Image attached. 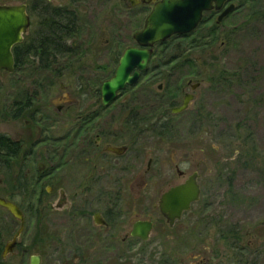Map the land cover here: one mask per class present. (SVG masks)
<instances>
[{
	"label": "rangeland",
	"instance_id": "1",
	"mask_svg": "<svg viewBox=\"0 0 264 264\" xmlns=\"http://www.w3.org/2000/svg\"><path fill=\"white\" fill-rule=\"evenodd\" d=\"M6 3L29 6L28 0ZM52 3L79 12L77 32L68 39L76 46L77 53L72 58L60 54L56 62L50 65L48 62L43 68L33 55L30 60L35 63L14 72L0 70L2 128L19 127L18 123L7 121L14 119L7 111L8 106L19 96L38 95L43 97L39 99L43 101L40 106L56 105L61 103L62 94H80L81 78L93 80L92 88L100 86L112 71L95 72L96 66H114L117 62V55L112 60L106 49L117 52L135 44L133 34L143 27L146 17L125 11L120 0H52ZM203 22L192 32L173 35L166 45L154 47L150 60L151 89L160 92L151 94L149 140V149L165 159L164 169L170 175L174 174L171 161L180 158L186 173L178 182H184L194 171L200 174L201 198L184 213L175 230L158 225L153 232L151 239L170 237L175 239L171 244L151 245L152 255L143 258V263L135 248L131 264H157L156 260L168 250L181 255L183 262L192 263L194 257L201 260L210 251V264H236L239 244H245L241 246L242 254L250 262L264 264V0H249L239 13L227 16L220 23L217 19L209 21L208 15ZM35 27L33 17L28 33ZM175 54L179 55L178 61L173 58ZM54 69L64 71L57 76ZM189 80L199 82L196 90L191 88ZM64 85L65 90L61 88ZM160 85L162 88L158 90ZM181 86L195 97L186 110L172 113L168 100L173 95L175 106L182 104ZM157 95H166L167 101ZM157 104L170 115L163 119L168 126H157L163 123L152 114V105ZM164 126L171 128L170 135L180 136L177 145L158 138L159 133L168 134L161 131ZM52 130L59 128L54 126ZM147 160L145 155L144 168ZM164 185L163 182L152 184L151 191L157 196ZM231 228L239 229V243L229 233ZM47 233L44 228L45 237ZM35 234L36 229L30 227L23 236L27 249L22 264H30L34 254H42L40 264H64L59 253L52 254L44 244L34 245Z\"/></svg>",
	"mask_w": 264,
	"mask_h": 264
},
{
	"label": "flooded vegetation",
	"instance_id": "2",
	"mask_svg": "<svg viewBox=\"0 0 264 264\" xmlns=\"http://www.w3.org/2000/svg\"><path fill=\"white\" fill-rule=\"evenodd\" d=\"M120 1L125 5V11L146 14L147 17L155 3L161 0ZM233 2L226 0L220 9L213 2L214 7L203 12L199 24L204 23L206 15L209 21L217 19L220 23L245 8V0H239L235 3L236 8L219 21L220 14ZM34 18L36 24L41 20L37 8ZM69 36L72 35L67 36V43L76 49L74 43L69 42ZM131 45H137L136 41ZM125 49L117 52L113 48L106 49L112 60L120 53L117 62L114 66L97 65L95 72L112 71L105 80L111 78ZM34 55L40 64L41 58L37 53ZM150 71L149 61L137 83L126 85L107 104L103 103L101 91L105 80L100 86L92 88L90 84L93 80L87 77L79 82L80 94H62L61 103L56 105L42 103L40 106L42 100L39 99L43 97L31 94L12 100L7 111L14 119L7 121L16 122L19 127H0V198L21 209L24 228L17 235L23 225L22 219L0 205V264L23 263L27 249L23 236L30 227L36 229L34 245L44 244L52 254L59 253V259L64 264H131L135 248L143 263V258L152 255L151 245L164 246L166 242L171 244L175 240L170 237L151 239L158 225L175 230L187 211L173 224L161 211L163 195L171 187L182 184L178 179L186 172L181 168L180 158H175L171 161L174 174L170 175L164 169L165 159L160 154H152L149 149L150 99L151 94L155 96L156 92H160H152ZM188 83L193 90L200 85L192 80ZM61 88L65 90L67 86ZM161 88L162 85L158 90ZM179 89L183 92L182 103L186 93L192 94L194 99V93L185 91L182 86ZM54 126L62 132H53ZM162 130L168 134L161 136L159 133L158 138L167 144L177 145L180 136L170 135L169 127ZM145 155L148 157L146 168ZM194 173L201 188L200 174L197 171ZM160 182L165 187L156 196L151 186ZM148 222L152 228L147 238H143L140 231L135 234L137 225ZM44 228L48 230L46 237L43 235ZM9 242H13V247L7 251ZM33 256H39L40 264L42 254L32 255L30 264ZM156 262L210 264V251L205 258L194 257L189 263L183 262L181 255H174L168 250Z\"/></svg>",
	"mask_w": 264,
	"mask_h": 264
},
{
	"label": "water",
	"instance_id": "3",
	"mask_svg": "<svg viewBox=\"0 0 264 264\" xmlns=\"http://www.w3.org/2000/svg\"><path fill=\"white\" fill-rule=\"evenodd\" d=\"M50 1V0H49ZM226 0H161L155 3L145 20L144 27L134 33L137 45L126 47L119 59L115 74L105 80L101 86L103 103L112 101L118 91L133 85L140 79L141 73L148 67L156 43L167 40L173 35L190 33L199 25L203 12L213 8L220 9ZM236 8L229 4L219 16L221 21ZM32 18L27 3H0V70L15 71L16 61L14 46L23 42L24 35L31 26ZM192 94L186 93L181 105L172 109L179 113L189 106ZM192 174L185 182L171 187L162 197L161 211L171 221L188 211L192 203L200 198L201 188ZM0 205L5 206L16 217L22 219L23 225L18 230L19 235L24 228V215L21 209L10 201L0 198ZM152 228L150 222L137 225L135 234L142 233L148 237ZM16 235V236H17ZM13 247V242L7 244V251ZM31 264H39V256H33Z\"/></svg>",
	"mask_w": 264,
	"mask_h": 264
},
{
	"label": "trees",
	"instance_id": "4",
	"mask_svg": "<svg viewBox=\"0 0 264 264\" xmlns=\"http://www.w3.org/2000/svg\"><path fill=\"white\" fill-rule=\"evenodd\" d=\"M28 1V10L31 15V18L35 16V9L37 8L41 20L36 24V27L32 31L30 30L29 33L27 32L30 35L24 36L23 42L14 46L13 51L16 61L15 69L18 70L29 63H35L34 61L30 60L31 56H33L35 53H37V55H39V57L41 58V62L39 64L41 68H43V66L46 65L48 62H50L49 65L56 62L58 60V55L60 54H65L66 57L68 56L69 58H72L74 54L77 53V50L74 49L72 45H69L67 43V36L76 34L79 20V12L67 6H55L48 0ZM0 2L6 3L7 0H0ZM245 2L246 4H248L249 0H245ZM256 13H260V11H257ZM167 40L158 42L156 45L164 46L166 45ZM173 58L174 60L178 61L179 55L175 54ZM63 71L64 69H54V72H56L57 76H61ZM157 96L160 100L164 99V102L167 101L166 95ZM175 97L176 96L172 95L168 100L170 101L168 104L169 108L171 107V109L175 106ZM152 108V114L155 115L154 117L159 119V122L160 120L170 117L169 114H166V111L163 109V106L161 104H157L156 106L152 105ZM156 113H158V115H156ZM164 113L165 115L162 116ZM163 125L168 126L167 122H164V120L162 124H158L157 126L163 127ZM231 184L232 181H230V187H232ZM228 231L235 238L239 239V243V229L231 228ZM239 245L241 250L239 253L240 255L238 256L239 259L237 261L235 260L236 264H255V262H250L247 259L246 254H242V250L244 247L241 246H244L245 244ZM248 247H250L249 244Z\"/></svg>",
	"mask_w": 264,
	"mask_h": 264
}]
</instances>
